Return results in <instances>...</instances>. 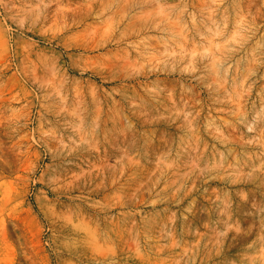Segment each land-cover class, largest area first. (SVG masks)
Wrapping results in <instances>:
<instances>
[{
	"label": "rangeland",
	"instance_id": "374dc122",
	"mask_svg": "<svg viewBox=\"0 0 264 264\" xmlns=\"http://www.w3.org/2000/svg\"><path fill=\"white\" fill-rule=\"evenodd\" d=\"M0 264H264V0H0Z\"/></svg>",
	"mask_w": 264,
	"mask_h": 264
}]
</instances>
